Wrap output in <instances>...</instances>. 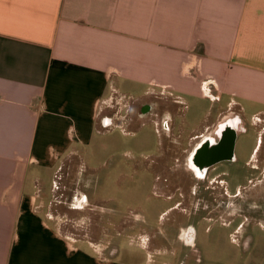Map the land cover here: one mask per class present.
<instances>
[{
  "label": "crops",
  "instance_id": "crops-1",
  "mask_svg": "<svg viewBox=\"0 0 264 264\" xmlns=\"http://www.w3.org/2000/svg\"><path fill=\"white\" fill-rule=\"evenodd\" d=\"M138 87L264 121V0H0V264L156 263L43 211L47 177Z\"/></svg>",
  "mask_w": 264,
  "mask_h": 264
},
{
  "label": "rangeland",
  "instance_id": "rangeland-1",
  "mask_svg": "<svg viewBox=\"0 0 264 264\" xmlns=\"http://www.w3.org/2000/svg\"><path fill=\"white\" fill-rule=\"evenodd\" d=\"M144 90L145 87H138L132 95L122 91L104 103L110 115L109 123L113 125L103 124L102 118L99 119L101 126L96 128L90 142L76 145L77 155L47 177L44 190L48 208L43 207V211L59 223L62 234L74 239L112 242L140 258L146 255L143 249L146 241L148 249L156 253L152 255L154 264L160 261L163 264H264V173H254L250 178L246 177L249 174L244 175L241 182L247 188L244 205L251 209L228 225L167 209L170 202L156 198L151 192L153 181L144 176V169L154 168L148 162L157 155L159 144L154 120L139 116ZM186 98L188 108L185 112L173 110L171 126L198 128L214 119V113H208L212 104L209 99ZM243 119L249 123L251 116L246 113ZM256 125L264 126V123L256 122ZM261 142L264 147V129L257 135L241 133L236 142L241 160H246L254 143ZM242 143L250 145L242 146ZM244 162L239 161L237 168H246ZM169 223H173L175 230ZM187 225L195 230L190 243L175 236L178 226ZM169 236L171 242L166 238ZM100 248L105 254L113 249L112 246Z\"/></svg>",
  "mask_w": 264,
  "mask_h": 264
},
{
  "label": "flooded vegetation",
  "instance_id": "flooded-vegetation-1",
  "mask_svg": "<svg viewBox=\"0 0 264 264\" xmlns=\"http://www.w3.org/2000/svg\"><path fill=\"white\" fill-rule=\"evenodd\" d=\"M174 109L186 110L179 98L161 94L144 95V103L139 108V116L151 117L157 126L158 153L148 162L154 168L144 169V176L153 181L151 192L156 198L170 202L167 209H176L198 220H220L228 225L251 209L244 205L247 201V188L241 184L244 175L249 174L246 177L250 178L254 173H264L262 142L254 143L246 160H241L236 150L238 136L260 134L264 126L247 123L236 113L221 112L214 113V119L203 127L171 126ZM246 144L241 145H250ZM257 154H261L260 157H256ZM239 161H245L244 171L237 168ZM254 211L259 213V210ZM168 226L175 230L173 223ZM194 232L191 225L178 226L175 236L181 242H191ZM171 234L173 237V231ZM172 237L166 238L171 242Z\"/></svg>",
  "mask_w": 264,
  "mask_h": 264
},
{
  "label": "water",
  "instance_id": "water-1",
  "mask_svg": "<svg viewBox=\"0 0 264 264\" xmlns=\"http://www.w3.org/2000/svg\"><path fill=\"white\" fill-rule=\"evenodd\" d=\"M235 123V122H234ZM234 123L232 124V126L234 127ZM192 241H193V239H192Z\"/></svg>",
  "mask_w": 264,
  "mask_h": 264
},
{
  "label": "bare ground",
  "instance_id": "bare-ground-1",
  "mask_svg": "<svg viewBox=\"0 0 264 264\" xmlns=\"http://www.w3.org/2000/svg\"><path fill=\"white\" fill-rule=\"evenodd\" d=\"M193 237V236H192Z\"/></svg>",
  "mask_w": 264,
  "mask_h": 264
}]
</instances>
